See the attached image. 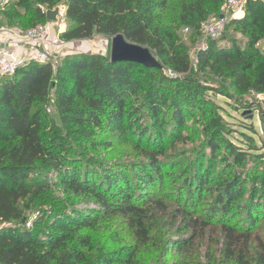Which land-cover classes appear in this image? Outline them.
Instances as JSON below:
<instances>
[{
  "label": "trees",
  "instance_id": "trees-1",
  "mask_svg": "<svg viewBox=\"0 0 264 264\" xmlns=\"http://www.w3.org/2000/svg\"><path fill=\"white\" fill-rule=\"evenodd\" d=\"M32 1L36 8L28 14L30 0H10L1 14L2 22L32 28L46 21L40 7L53 9L64 4L67 28L63 40L121 34L128 42L148 48L163 71L130 63L111 64L98 55H75L65 56L55 67L50 63L31 64L13 78L0 80V264H167L172 254L179 259L170 264H264V242L252 237L264 216V183L259 196L253 190L241 210L247 228L239 229L237 236L233 226L224 227L218 255L209 249L201 254L194 250L197 233L210 227L212 220L199 223L181 201H175L172 213L163 201L140 198L145 205L149 203L147 209H140L144 203L132 202L140 191L157 186L155 178L161 168L155 157L150 158L148 167L137 168L134 182L125 172L116 175L106 169L94 171L90 163L86 166L81 158L69 156L71 130L61 129L72 127L74 135L79 136L100 129V133L122 139L125 144L136 139L138 143H151L150 131L136 130L139 122L134 119L145 108L158 128L152 143L159 145L173 134L166 130L162 114H170L178 127L184 114L211 103L209 93L231 99L225 88L205 86L191 78L189 55L176 36L178 27L199 33L201 24L211 15H220L225 0H174L172 6L169 0ZM170 13L176 14L172 21L167 20ZM26 16L31 18L29 22L23 21ZM233 24L245 38L244 46L232 43L216 47L209 42L197 53L196 73L209 72L227 79L235 91L264 95V54L256 49L264 41L263 0H247L245 17ZM163 72L176 76L168 80L176 84L174 91L163 88ZM141 95L144 104L133 108L132 103H138ZM50 96L60 126L46 113ZM249 109L258 111L254 106ZM211 126L220 137H234L219 123ZM246 146L251 147L249 143ZM209 149L214 153L218 146ZM102 171L106 174L97 178L96 172ZM208 175L199 173L188 180L185 195L196 198L200 186L209 184ZM219 184L211 219L216 215L227 219L234 213V203L245 195L235 182ZM55 187L62 197L53 195ZM81 197L93 200L99 208L76 210L70 199ZM28 199L40 200V206L47 207L33 214L37 216L30 228L26 227L33 216L27 214L30 205L22 204ZM105 218L107 222L99 226V242L91 232ZM119 219L122 225L117 224ZM162 219H167L168 226L163 234L155 229ZM172 230L191 234L170 243ZM110 243L119 246L110 250L106 248Z\"/></svg>",
  "mask_w": 264,
  "mask_h": 264
},
{
  "label": "rangeland",
  "instance_id": "rangeland-1",
  "mask_svg": "<svg viewBox=\"0 0 264 264\" xmlns=\"http://www.w3.org/2000/svg\"><path fill=\"white\" fill-rule=\"evenodd\" d=\"M30 2L31 10L28 11V14H33L32 12L35 10L36 5L32 3V0ZM169 2L172 6L174 0H169ZM223 8L224 6L220 11V15H228L224 13ZM19 10L23 13L21 8ZM175 16V13H170L167 20L170 19L172 21ZM214 16L213 14L208 19ZM30 19L29 16H26L23 21L29 22ZM233 22L234 20L227 19L215 39L205 38L201 32L196 33L194 30L185 33V27L177 28L178 44L189 55L193 72L191 78H196L205 86L225 88L231 99L209 93L208 98L211 103L200 104L196 106L195 110L184 114L182 117L183 123L178 127H175V122L169 116L170 114H162L160 119L162 118L163 124L167 128L166 130L169 129L173 134L170 138L162 140L159 145L158 143L157 145L152 143L158 128L153 126L154 120L145 108L141 109V112L136 114L134 119L136 120L135 123L139 122L136 130L150 131L151 143H146L145 140L138 143L136 139L132 143L125 144L122 139H117L106 133H100V129L87 133L85 134L86 136H79L74 135L76 134L74 128L61 126L62 130H71L67 141L71 148L69 156L71 158H81L86 166L87 163H90L94 171L106 169L116 175L125 172V174H128L129 181H133L132 178L137 176V168L140 166L148 167L151 162L150 158L155 157L158 166L161 168V173L159 175L156 174L155 178L157 186L140 191L136 197H132V202L136 204L140 202V198L163 201L167 207L172 209V213L175 208V201H181V204L194 214V218H197L199 223H207L212 220V222H209L210 227L203 230L202 233L201 231L197 233L194 250L198 249L203 254L205 249H209L216 256L221 251L224 237L222 230L224 227L233 226L237 236L240 234L239 229L245 230L247 228L244 224L241 210L248 202L253 190L258 194L264 183V162L262 161L264 160V95L247 90L235 91L229 87L227 79L225 80L209 72L206 74L196 73L197 53L209 42H213L216 47L229 46L232 43L238 44L240 47L244 46L245 38L242 37L240 30L236 29V25ZM111 39L102 35H95L89 40L69 41L64 48L65 56L98 55L110 61ZM256 49L264 54V41L258 43ZM162 76L166 79L160 81L163 88H169L174 91L176 84L168 80L175 79L176 76L170 72H163ZM142 97V95L139 97L138 103H132L133 108H140L144 104ZM77 104L82 106V103ZM250 106H254L258 111H252V109H249ZM45 108L49 119L56 126H60L53 109L52 96H50ZM214 122L219 123V126L221 125L228 134L233 133L234 137H220L218 130L211 126ZM103 142L110 143L105 145ZM248 143L251 147L246 146ZM211 145L218 146L214 153H211V149H209ZM212 155L213 157H211ZM199 173L203 175L205 173L209 174V184L204 187L200 186L196 198L193 199L191 196L185 195L186 183ZM104 174H106L104 171L101 173L96 172L97 178L104 176ZM45 180L51 183L54 182L51 177H46ZM219 181L235 182L241 186L245 193L241 199L234 203V213L227 219L221 215H216L211 219V209L216 203L217 192L221 187ZM54 191L53 195L62 197L59 187H55ZM143 203L144 205L140 209H147L149 203H146V205L145 202ZM22 204L30 205V210L27 212L28 216L39 214L47 208L40 206V200L28 199ZM70 204L76 210L84 212L99 208L93 200H89L86 197L71 198ZM107 219H102L101 222L98 221L94 231L91 232L93 238L97 237L99 242V226L107 222ZM166 220L162 219L160 224L155 225V229L162 230V234L168 230ZM125 222L124 224H127V221ZM154 222L152 221V224ZM117 224L122 225L123 221L119 219ZM81 232L83 233V231ZM190 234V232L172 230L169 232L168 242L171 243L177 238H188ZM254 236H258L264 242V216L259 219L258 224L254 228L252 237ZM156 237L159 240L161 235ZM118 246V244L110 243L106 248L112 250L118 248ZM103 250L106 251L107 249ZM178 259L177 254H172L168 257L167 264L177 262Z\"/></svg>",
  "mask_w": 264,
  "mask_h": 264
},
{
  "label": "built area",
  "instance_id": "built-area-1",
  "mask_svg": "<svg viewBox=\"0 0 264 264\" xmlns=\"http://www.w3.org/2000/svg\"><path fill=\"white\" fill-rule=\"evenodd\" d=\"M10 0H0V80L13 78L20 70L31 64L50 63L53 67L65 57V46L68 43L62 39L65 33L67 7L60 4L53 9L40 7L46 21L32 28L22 29L16 25L2 22L1 14L9 6ZM247 0H225L224 13L203 22L201 34L208 39L219 35L227 19L240 21L245 17ZM56 11L54 20H47L49 12ZM185 29V33H188ZM56 64V65H54ZM37 215H33L26 223L30 228Z\"/></svg>",
  "mask_w": 264,
  "mask_h": 264
},
{
  "label": "water",
  "instance_id": "water-1",
  "mask_svg": "<svg viewBox=\"0 0 264 264\" xmlns=\"http://www.w3.org/2000/svg\"><path fill=\"white\" fill-rule=\"evenodd\" d=\"M56 14V11L49 12L47 20H54ZM110 63H130L146 69L163 70L162 65L148 48L128 42L121 34L111 39Z\"/></svg>",
  "mask_w": 264,
  "mask_h": 264
}]
</instances>
